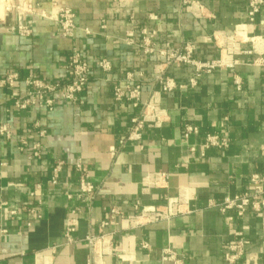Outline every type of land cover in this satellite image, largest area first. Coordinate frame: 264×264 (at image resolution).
Here are the masks:
<instances>
[{
	"label": "crops",
	"instance_id": "crops-1",
	"mask_svg": "<svg viewBox=\"0 0 264 264\" xmlns=\"http://www.w3.org/2000/svg\"><path fill=\"white\" fill-rule=\"evenodd\" d=\"M249 2L0 0V124L11 130L0 137V205L6 203L0 206V264H231L225 247L233 240L245 243L235 264H264V209L240 215L218 206L244 194L253 174L264 176V66L257 62L264 58V4L249 22ZM61 7L76 14L74 36H64L56 20ZM146 29L156 32L153 53L143 46ZM187 45L196 59L236 63L192 84L193 66L165 65L160 54ZM75 52L91 68L82 103L56 95L51 111L16 107L27 92L26 77L67 81ZM102 59L111 62L110 70L99 65ZM11 73L20 75L13 88L2 84ZM130 74L142 85L138 106L114 95ZM162 78L172 79L175 88L162 92ZM155 91L162 92V122H149L141 139H131L132 119L142 116ZM187 125L198 133L186 137ZM211 133L227 135L230 146L205 149ZM59 160L63 166L53 184ZM79 164L95 185L91 194L80 193ZM160 172L167 182L147 187L145 179ZM179 196L186 200L183 214L130 225L128 217L143 207ZM113 208L123 216L104 224ZM72 219L70 243L65 233ZM89 235L102 237L94 259ZM166 250L175 261L163 259Z\"/></svg>",
	"mask_w": 264,
	"mask_h": 264
},
{
	"label": "built area",
	"instance_id": "built-area-1",
	"mask_svg": "<svg viewBox=\"0 0 264 264\" xmlns=\"http://www.w3.org/2000/svg\"><path fill=\"white\" fill-rule=\"evenodd\" d=\"M264 4V0H250L248 9V21L253 22L256 15L261 11ZM197 7V6H196ZM199 8V6H198ZM44 13V12H43ZM45 15V13H44ZM56 20L60 23L61 30L64 36H74L75 30L77 29L76 14L69 7H61L56 15ZM246 24L239 25L240 29L245 30ZM89 32L88 29H86ZM22 34H30L31 30L27 27L20 29ZM143 46L146 52L153 53L155 51L153 38L156 34L155 31L143 30ZM160 54L164 57L165 61L163 64L171 65L174 63H185L193 66L194 76L191 79L192 84L197 83V79L204 73H211L220 68L234 67L236 61H231L227 58L221 57L215 60H199L194 57V48L191 45H187L184 49L170 48L160 50ZM257 62L264 66V58H260ZM99 65L105 69H111V62L108 59H102ZM160 71L163 72L164 68L162 64L159 65ZM91 68L87 61H85L81 54L75 52L70 59L68 65V79L67 81H55L50 82L42 78L30 75L24 79L25 85L27 86V92L23 97L16 99L15 105L20 109H27L29 107H46L48 110H53L56 102V95H59L61 100L70 103H82L81 94L83 93L86 85L90 80ZM20 79L19 73H11L7 75L3 80L2 84L10 88L15 87L16 82ZM133 74L127 78V85L125 87L117 85L114 89V95L117 100L127 98L138 106L142 103V85L134 81ZM163 87L162 92H169L175 88V84L172 79L167 78L161 80ZM238 84L240 81H237ZM161 92V93H162ZM161 93L155 91L151 97L144 103V111L141 117H135L132 119V126L130 132L131 139H141L143 130L149 122H154L157 125L162 122L160 115V99ZM199 129L193 125H187L185 136L189 137L193 133H198ZM44 134V131L41 132ZM11 135L10 127L7 123L0 124V137H9ZM230 138L227 135L220 134H208L204 142V148H219L226 149L230 146ZM41 143H36L34 147V154L40 156ZM63 161L59 160L54 168V175L51 179L53 184L58 182L59 173L62 170ZM77 170L80 175V190L81 195L91 194L95 185L89 180V173L87 167L78 165ZM167 173L160 172L150 175L145 179V185L147 187L160 185L167 182ZM186 200L179 197L169 198L165 205L161 206H146L143 207L138 214L129 216L130 225L133 227L144 226L151 223H157L162 220L171 219L174 216L183 214L185 212ZM2 208L6 206L5 202H1ZM222 211L227 209H236L238 214L242 215L249 208H253L257 211L264 209V176L260 174H253L250 178L249 188L242 195H236L234 197H226L221 203L218 204ZM33 216L36 214L40 217V213L34 207L27 208ZM16 211L12 210L14 214ZM118 216L123 214L117 209H112V218L110 221L104 224L114 223ZM30 226L32 222L28 223ZM76 231L75 219L71 220L70 225L66 228L65 237L68 242L72 243L75 241L74 232ZM4 232L7 231L4 229ZM101 236L89 235L86 237L92 245L93 259L96 258L98 252L97 244L100 241ZM163 259L165 261H175V255L170 250L165 251ZM245 254V243L243 240H233L229 242L225 247V259L235 264ZM92 259V260H93Z\"/></svg>",
	"mask_w": 264,
	"mask_h": 264
}]
</instances>
